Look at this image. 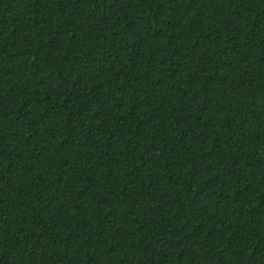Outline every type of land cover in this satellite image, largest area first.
<instances>
[{
  "label": "trees",
  "instance_id": "obj_1",
  "mask_svg": "<svg viewBox=\"0 0 264 264\" xmlns=\"http://www.w3.org/2000/svg\"><path fill=\"white\" fill-rule=\"evenodd\" d=\"M0 264H264V0H0Z\"/></svg>",
  "mask_w": 264,
  "mask_h": 264
}]
</instances>
